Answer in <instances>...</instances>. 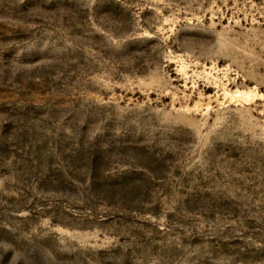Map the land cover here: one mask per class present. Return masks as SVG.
Here are the masks:
<instances>
[{"label":"rangeland","instance_id":"obj_1","mask_svg":"<svg viewBox=\"0 0 264 264\" xmlns=\"http://www.w3.org/2000/svg\"><path fill=\"white\" fill-rule=\"evenodd\" d=\"M0 264H264V0H0Z\"/></svg>","mask_w":264,"mask_h":264}]
</instances>
